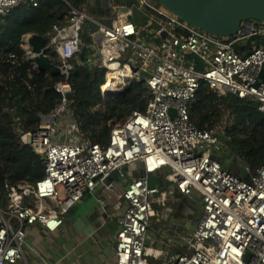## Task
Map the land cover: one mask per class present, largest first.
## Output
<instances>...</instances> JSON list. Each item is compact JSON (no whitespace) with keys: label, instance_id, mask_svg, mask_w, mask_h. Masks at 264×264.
Listing matches in <instances>:
<instances>
[{"label":"built area","instance_id":"2783aa9c","mask_svg":"<svg viewBox=\"0 0 264 264\" xmlns=\"http://www.w3.org/2000/svg\"><path fill=\"white\" fill-rule=\"evenodd\" d=\"M39 1L0 0V16L24 4L37 7ZM139 2L153 24L151 41L141 38L132 9L122 12V6L114 7L115 17L107 27L88 6L69 5L66 24L54 25L47 35V48L60 57L56 65L63 80L54 89L61 102L51 112L37 114L35 130H26L21 123L15 128L20 144L43 160L44 175L34 183L4 185L0 264H29L25 250L29 230L40 226L49 234L58 232L70 210L97 187L125 204L112 237L115 264H264V166L252 170L236 164L233 171L225 169L213 150L226 148L228 139L214 129L200 130L189 114L202 83L218 96L255 102L264 113L260 79L264 24L248 20L235 36L218 37L154 0ZM90 23H98L99 29L90 34L87 62L98 60L106 80L109 76L119 80L115 90L103 92L101 87L103 97L132 82H143L151 93L146 111H134L112 126L106 145L81 131L68 99L73 61L79 59L84 42L82 28ZM30 36L22 44L27 60ZM3 58L11 66L19 64L14 53ZM6 77L0 76V82ZM136 163L142 165V175L126 173L125 168ZM167 169L163 188L175 190L151 188V175ZM113 173L118 178L108 181ZM195 191L200 194L201 215L170 262L164 251L148 245L151 219L157 215L153 206L165 208L194 197Z\"/></svg>","mask_w":264,"mask_h":264},{"label":"trees","instance_id":"16d2710c","mask_svg":"<svg viewBox=\"0 0 264 264\" xmlns=\"http://www.w3.org/2000/svg\"><path fill=\"white\" fill-rule=\"evenodd\" d=\"M90 1L40 0L37 7L24 4L0 16V76H7L0 82V197L7 182L34 183L43 177V160L20 144L15 128L21 123L24 129L35 130L39 124L37 114L49 113L61 102L54 85L63 78L35 70L26 59L23 39L27 35L47 36L54 25L66 24L69 5L88 6ZM7 53L17 55V66L3 58ZM47 55L59 64L60 57L54 49H48ZM87 58L88 53L85 60L73 61L68 99L81 131L92 141L106 145L112 126L124 122L134 111H146L151 93L143 82H132L105 100L101 87L105 88L106 70L98 60L87 62ZM226 112L233 119L232 127L224 134L227 146L236 150L240 161L250 169L264 166V113L255 102L230 94L218 96L202 83L189 112L192 123L200 130H211Z\"/></svg>","mask_w":264,"mask_h":264},{"label":"crops","instance_id":"0c3cea01","mask_svg":"<svg viewBox=\"0 0 264 264\" xmlns=\"http://www.w3.org/2000/svg\"><path fill=\"white\" fill-rule=\"evenodd\" d=\"M123 2H128L123 0ZM125 4V3H124ZM132 12H133V8ZM133 22L140 31L141 38L153 39V24L149 19L143 23ZM147 37V38H145ZM142 165L136 163L129 169V175L140 174ZM165 171L157 172L160 176V187H164ZM120 184V182H119ZM124 186V182H121ZM125 209L124 202L109 198L101 187H97L66 215L63 227L54 234H49L40 226L31 228L26 238V255L29 264H115L112 237L119 230L118 217ZM163 214V213H161ZM193 218L185 220L183 227L171 221L169 226L158 225L159 233L149 231L148 242L165 253L169 259L173 252L181 251L178 247L181 239L191 234ZM183 227V228H182ZM152 243V244H153ZM173 244V251L167 247ZM177 245V247L175 246Z\"/></svg>","mask_w":264,"mask_h":264},{"label":"water","instance_id":"95a60500","mask_svg":"<svg viewBox=\"0 0 264 264\" xmlns=\"http://www.w3.org/2000/svg\"><path fill=\"white\" fill-rule=\"evenodd\" d=\"M112 0L115 6H122L120 11L125 12L127 8H132L134 3L132 0ZM168 12L176 15L193 27L204 31L208 34L218 37L235 36L243 22L248 20H256L264 24V0H156ZM125 3V4H124ZM111 6V4H110ZM114 6V7H115ZM125 6V7H124ZM91 14L97 15L98 23L110 27L113 21L112 10L104 6L101 0L96 1V6L92 8ZM90 23L82 28V43L79 58L85 60V55L88 51V43L90 42V34L98 31L99 24ZM164 37V36H163ZM31 47L30 62L36 67V70L41 74H47L53 78L60 76V69L47 55V36L31 35L28 40ZM260 44L264 46V39H261ZM260 79L264 81V70L260 74ZM259 85V83L257 84ZM118 93H107L104 99L107 100L116 96ZM174 113L175 111H171ZM226 149V148H225ZM223 151V150H222ZM231 157L235 154L239 157L236 150H230ZM214 154V153H213ZM233 164V165H232ZM244 165L247 166L245 162ZM236 169V163H231L228 170ZM129 168H125L128 173ZM114 174V173H113ZM112 174V175H113ZM118 178V174L116 173ZM110 178L108 179V181Z\"/></svg>","mask_w":264,"mask_h":264},{"label":"rangeland","instance_id":"374dc122","mask_svg":"<svg viewBox=\"0 0 264 264\" xmlns=\"http://www.w3.org/2000/svg\"><path fill=\"white\" fill-rule=\"evenodd\" d=\"M96 1L97 0H92L90 2H88V7L89 11L91 12L92 8H94L93 6H96ZM104 3V6L108 7L109 9H111L110 7V2L112 0H101ZM134 5H133V14H134V18L137 22L139 23H143L144 21L147 20L148 18V13L146 12V10H144L143 8H141L140 6V2L139 0H132ZM154 3H158L157 1L154 0ZM159 4V3H158ZM112 18H114L115 13L113 14L112 12ZM97 17V15H96ZM147 38V37H145ZM102 92V91H101ZM233 125V119L230 116V114L228 112H226L223 117L222 120H220L219 122L214 124V130H216L220 135L226 134V130L230 129ZM232 150L230 147H226V149L224 148L223 151H219L214 149L213 153H214V159H216L217 161H219L223 167L225 169L229 168V165L231 163H236L237 167L240 169H243L245 167H247L246 165L243 164V162H239L238 157L233 154V156L231 157V151ZM233 151V150H232ZM233 165V164H232ZM235 170V168H234ZM169 173V169L165 170V175ZM140 174H142V170H140ZM117 177L116 173H114L113 175L110 176V180H115ZM160 176L159 174L155 173L152 174L150 177V187L151 188H155V187H160ZM161 189H167L169 191H174L175 187L174 186H169L167 188H163L162 186L160 187ZM195 196L193 197H184L179 203L173 204V205H169L165 208H160L158 205H154V209L156 210V216L153 217L151 219V226H150V232L152 234H155V232L159 233V231H161V229L158 227V225H166L169 226L171 224V221H174L175 223L179 224L180 226L185 225V220H189L190 218H193L194 221L198 220L200 215H201V202H200V194L195 191L194 192ZM80 202V201H79ZM78 202V203H79ZM77 203V204H78ZM76 204V205H77ZM163 213V214H161ZM182 227V228H183ZM153 242H149L148 245L149 246H153L156 247L155 244ZM168 245V244H167ZM167 247H169V249H171V251H173V244H169ZM175 252L172 253V255L170 256L169 260L170 262H173L175 260ZM151 262H153L154 260L152 258H150Z\"/></svg>","mask_w":264,"mask_h":264},{"label":"bare ground","instance_id":"6f19581e","mask_svg":"<svg viewBox=\"0 0 264 264\" xmlns=\"http://www.w3.org/2000/svg\"><path fill=\"white\" fill-rule=\"evenodd\" d=\"M118 85H119V80L115 76H109L105 82V88L103 89V92L115 90V88Z\"/></svg>","mask_w":264,"mask_h":264},{"label":"flooded vegetation","instance_id":"af4514ba","mask_svg":"<svg viewBox=\"0 0 264 264\" xmlns=\"http://www.w3.org/2000/svg\"><path fill=\"white\" fill-rule=\"evenodd\" d=\"M110 4H111V6H110V7H111V10H112V12H113V11H114V6H115V5H113L112 3H110Z\"/></svg>","mask_w":264,"mask_h":264}]
</instances>
